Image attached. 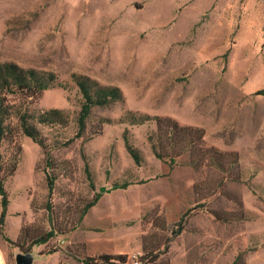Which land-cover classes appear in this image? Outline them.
Wrapping results in <instances>:
<instances>
[{
  "label": "rangeland",
  "instance_id": "obj_1",
  "mask_svg": "<svg viewBox=\"0 0 264 264\" xmlns=\"http://www.w3.org/2000/svg\"><path fill=\"white\" fill-rule=\"evenodd\" d=\"M0 61L52 70L64 84L30 106L67 116L63 124H37L49 157L21 133L0 147L5 164L18 159L4 181L0 230L16 238L23 227L28 243L55 230L46 244L32 245L33 264H87L84 256L103 252L145 264L146 249L157 246L156 262L231 264L239 256L238 264H264V0H0ZM73 73L124 95L93 107L83 136ZM127 110L203 128L204 146L238 153L240 179L212 165L195 168L189 151L174 164L156 157L155 123L130 124ZM88 172L95 190L131 184L104 193L81 216L94 193ZM200 194L208 195L203 206ZM208 208L242 217L215 220ZM185 212L186 229L171 237Z\"/></svg>",
  "mask_w": 264,
  "mask_h": 264
},
{
  "label": "trees",
  "instance_id": "obj_2",
  "mask_svg": "<svg viewBox=\"0 0 264 264\" xmlns=\"http://www.w3.org/2000/svg\"><path fill=\"white\" fill-rule=\"evenodd\" d=\"M72 79L76 83L81 94L82 101L80 110L76 118L77 134L83 136L86 129L87 119L89 118L93 107L106 106L110 103L123 102L124 95L121 88L112 84H101L95 79L84 74H72ZM55 85L63 86L61 81L52 70H43L35 68H25L13 61H0V147L3 141L13 142L17 134H24L31 137L38 143L47 157L50 156L49 149H46L44 137L42 136L37 124L52 125L63 124L67 121V116L59 108H49L31 112L30 106L36 103L43 91ZM123 120L130 124H141L152 121L156 126V143L153 145V151L156 157L168 159L170 164H174L176 157L184 151H189L190 162L198 168L202 165H212L226 173L230 180H239L238 153L236 151H224L215 146H204V130L201 127L180 124L175 118L163 115L139 114L132 110H127L123 115ZM101 125L96 128L94 133H100ZM126 147L137 163L141 162V155L133 144L125 139ZM17 157H12L9 163H4L3 154L0 149V194L2 209L0 212V227L4 224L8 198L5 190V179L13 175L17 167ZM234 173V174H233ZM90 187L94 190L92 197L85 202L81 210V216L97 203L104 193L114 189L126 188L131 182H113L109 187L100 186L95 190L94 182L88 172ZM53 188V177H48V191L51 193ZM211 194V193H210ZM201 195L200 206L207 196ZM239 201V200H238ZM237 201V202H238ZM239 203V202H238ZM210 215L219 221H230L238 219L241 216H234V211L208 208ZM186 212L179 217L175 226L171 230V237L182 233L186 228ZM23 227L19 229L17 237L11 238L0 230V234L10 242L15 248L21 251H30L32 245L46 244L55 234V230H50L44 234L33 237L29 243L27 238L29 234L23 235ZM25 233V231H24ZM170 239V238H169ZM167 242L165 248L167 247ZM159 246L146 249L143 258L149 257L145 264H168L156 262ZM156 251V252H155ZM45 253V252H44ZM239 256L233 259L231 264H238ZM84 263L87 264H124L126 262L125 254L100 253L96 256H84Z\"/></svg>",
  "mask_w": 264,
  "mask_h": 264
},
{
  "label": "crops",
  "instance_id": "obj_3",
  "mask_svg": "<svg viewBox=\"0 0 264 264\" xmlns=\"http://www.w3.org/2000/svg\"><path fill=\"white\" fill-rule=\"evenodd\" d=\"M17 226L20 225L17 220ZM6 228H7V219H6ZM17 236V235H16ZM11 238L15 239L13 236ZM17 248H15L12 244L9 242H5L0 244V264H9V253L13 252L15 254V251Z\"/></svg>",
  "mask_w": 264,
  "mask_h": 264
},
{
  "label": "water",
  "instance_id": "obj_4",
  "mask_svg": "<svg viewBox=\"0 0 264 264\" xmlns=\"http://www.w3.org/2000/svg\"><path fill=\"white\" fill-rule=\"evenodd\" d=\"M36 257V253L33 250L21 251L17 249L14 254V264H33Z\"/></svg>",
  "mask_w": 264,
  "mask_h": 264
},
{
  "label": "built area",
  "instance_id": "obj_5",
  "mask_svg": "<svg viewBox=\"0 0 264 264\" xmlns=\"http://www.w3.org/2000/svg\"><path fill=\"white\" fill-rule=\"evenodd\" d=\"M1 198H2V195L0 194V204H1ZM136 264H137V262H136Z\"/></svg>",
  "mask_w": 264,
  "mask_h": 264
}]
</instances>
